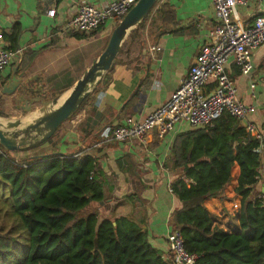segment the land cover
<instances>
[{
    "label": "trees",
    "instance_id": "trees-1",
    "mask_svg": "<svg viewBox=\"0 0 264 264\" xmlns=\"http://www.w3.org/2000/svg\"><path fill=\"white\" fill-rule=\"evenodd\" d=\"M151 14L162 24L176 22L171 6L157 1L127 40L142 43L138 31ZM16 35L14 31L12 41ZM125 43L116 63L123 62ZM136 95L137 90L127 103ZM88 96L74 114L85 107ZM3 105L0 96L4 117ZM105 127L113 125L102 127L87 150L15 159L0 146V184L9 192L3 212L0 208V264H169L136 221L99 209L112 192L97 156L101 147L94 149L109 142L100 137ZM62 129L63 124L54 133L55 143L65 134ZM260 149L261 143L227 113L211 127L183 130L174 137L168 171L180 207L171 212L169 223L180 230L186 250L198 255L197 264H264V195L256 189L262 181ZM121 163H130L126 158L116 161L123 172ZM234 164L239 167L234 188L241 197L239 231L226 232L214 226L204 201L226 198Z\"/></svg>",
    "mask_w": 264,
    "mask_h": 264
},
{
    "label": "crops",
    "instance_id": "crops-1",
    "mask_svg": "<svg viewBox=\"0 0 264 264\" xmlns=\"http://www.w3.org/2000/svg\"><path fill=\"white\" fill-rule=\"evenodd\" d=\"M81 1L0 0V46L22 51L0 73V82L5 83L12 78L21 81L26 88L25 94L17 95L15 99L13 95H0L4 99V105L6 98V105L16 110L14 105H23L29 98L38 96L45 99L66 93L91 65V61L103 51L114 28L111 21L102 25V29L95 34L63 31L64 23L74 14ZM86 1L98 3L107 0ZM157 1L158 6H171L175 24L153 21L154 14H151L144 28L138 31L141 34V44L136 40L130 42L126 38L127 43L121 54L123 62L115 63L108 75L104 73L89 94L85 107L78 112V123L72 126L69 120L65 121L67 126L61 130L66 131L61 139L64 141L62 151L73 152L78 148L87 150L89 143L99 138L97 133L108 122L114 126L121 124L127 117L138 120L145 118L167 102L179 80L187 75L199 47L207 41L215 24L212 0ZM50 9H54L53 15L48 14ZM263 13L264 0H252L248 6L237 8L233 17L248 23L253 17ZM171 18L173 17L168 15V19ZM14 31L17 35L12 41ZM152 45L160 49L151 51ZM251 60L252 70L246 76L239 73L232 58L226 63L225 70L235 81L241 100L245 104L255 105L256 110L249 119L262 130L264 44L252 51ZM105 75L107 81L104 79ZM251 84H254L253 88ZM135 90L136 97L127 103ZM189 129L193 128L180 122L162 137L157 136L155 131H150L145 135L144 142L109 141L94 148L101 147L97 156L106 173L107 185L112 187L111 198L101 204L99 209H102L103 214L116 212L136 221L146 231L149 242L162 250L163 257L167 256V237L172 229L169 216L174 209L180 207L170 189L173 178L168 171L170 148L176 134ZM260 151L264 152V143ZM125 158L130 164L121 163L124 169L122 172L116 161ZM232 170L235 171L231 172V182L225 188L226 198L223 201L209 198L204 201V205L211 218L214 216L213 212L221 218L219 208L230 204L231 198L236 202L237 213L232 227L234 231H239L241 197L234 192L239 175L238 165L234 164ZM262 182L263 179L258 183L257 190L261 189ZM212 220L216 226V221Z\"/></svg>",
    "mask_w": 264,
    "mask_h": 264
},
{
    "label": "built area",
    "instance_id": "built-area-1",
    "mask_svg": "<svg viewBox=\"0 0 264 264\" xmlns=\"http://www.w3.org/2000/svg\"><path fill=\"white\" fill-rule=\"evenodd\" d=\"M138 0H107L92 3L82 0L73 15L63 25L65 32L92 33L100 26L112 22L115 26ZM252 0H212L215 24L194 57L188 73L181 78L166 103L154 109L143 119L127 117L121 124L106 127L100 137L106 141L144 142L145 135L155 131L162 137L172 131L176 123L185 122L193 129L213 126L222 114L227 113L238 121L247 120L246 130L261 146L264 128L259 130L250 116L256 108L245 104L238 95L235 81L225 70L230 58L241 75L252 70L251 53L264 44V13L243 23L233 17L239 7H246ZM54 9L48 10L53 15ZM151 51L160 48L152 45ZM21 49L0 46V73L12 63ZM211 83V86L209 84ZM254 84H251V88ZM79 113L69 123L76 125ZM100 143L96 144L99 145ZM169 264H197L198 255L186 250L180 230L171 229L167 237Z\"/></svg>",
    "mask_w": 264,
    "mask_h": 264
},
{
    "label": "water",
    "instance_id": "water-1",
    "mask_svg": "<svg viewBox=\"0 0 264 264\" xmlns=\"http://www.w3.org/2000/svg\"><path fill=\"white\" fill-rule=\"evenodd\" d=\"M156 2L157 0H138L129 9L112 29L104 50L66 93L45 99L37 96L27 99L23 105L16 104L15 107L24 111L23 116L27 113H35L36 117L30 123L22 125L23 116L14 120L0 116V146L7 151L15 152L30 149L47 141L61 124L74 115L84 99L100 82L104 73L116 63L123 42ZM25 92L23 83L12 78L3 83L0 89V94L13 95L14 99ZM36 103L40 106L34 107ZM240 123L243 127L247 126L246 119H242ZM260 191L264 195V176Z\"/></svg>",
    "mask_w": 264,
    "mask_h": 264
},
{
    "label": "rangeland",
    "instance_id": "rangeland-1",
    "mask_svg": "<svg viewBox=\"0 0 264 264\" xmlns=\"http://www.w3.org/2000/svg\"><path fill=\"white\" fill-rule=\"evenodd\" d=\"M106 45L103 47V50L106 47ZM90 59L88 60V63L90 62ZM92 61H91V63H92ZM85 70L82 72V74L85 72ZM70 88L71 87H69V89ZM0 95H2V94H0ZM88 97H90V96H88ZM87 100H88V98L85 100V102ZM5 103L7 104L6 98H5ZM6 104L3 106L5 119L14 120V119H18L21 116H23L24 111H22L21 109H17V108L15 110L13 107H10V106H9L10 107L9 108L8 105H6ZM12 106H13V104H12ZM33 106L37 107V106H40V104L36 103ZM66 126H67V123L64 122L63 123V129L66 128ZM58 132H56V133H58ZM55 137H57L56 134H54V136H52V138L48 139L47 141H45V142H43V143H41L35 147H32L30 149L24 150V151H15V152L11 151L12 155H14L15 159H20V158H27V157H33V156H44V155L51 154V153L66 152V151H62L64 149V145H63L64 141L62 140V141H60V143H55V140H56ZM261 154H262V163H263V166H262L263 173L262 174L264 176V152L262 151ZM233 171H235V170H232V172ZM263 176H262V179H263ZM262 183H261V185H262ZM8 194H9V192H8L7 186H6V188H4L3 185L0 184V208H2L1 212H3V208L5 207L6 201L4 198L7 197V200H8ZM230 201H232L230 204H226L225 206H222L221 208H219V213L221 215V218H219V216L216 214V212L212 213V216L214 215L212 218L216 221V224H217L216 227H220V226L222 227V224H224V227H222L221 229H227V230L234 231V227H232V225L235 223L236 216H237V213L235 212L236 202H234L231 198H230ZM93 205H95V204L92 203L91 207H93ZM101 211H102V209H101ZM1 212H0V215H1ZM223 221H226V222L223 223Z\"/></svg>",
    "mask_w": 264,
    "mask_h": 264
},
{
    "label": "bare ground",
    "instance_id": "bare-ground-1",
    "mask_svg": "<svg viewBox=\"0 0 264 264\" xmlns=\"http://www.w3.org/2000/svg\"><path fill=\"white\" fill-rule=\"evenodd\" d=\"M35 117H36L35 113H27L21 118V124L24 125L30 123L32 119H34Z\"/></svg>",
    "mask_w": 264,
    "mask_h": 264
}]
</instances>
